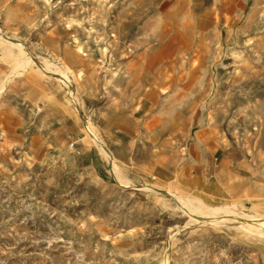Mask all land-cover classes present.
Wrapping results in <instances>:
<instances>
[{
  "label": "rangeland",
  "instance_id": "374dc122",
  "mask_svg": "<svg viewBox=\"0 0 264 264\" xmlns=\"http://www.w3.org/2000/svg\"><path fill=\"white\" fill-rule=\"evenodd\" d=\"M0 36V264H264L177 207L264 218V0H0Z\"/></svg>",
  "mask_w": 264,
  "mask_h": 264
},
{
  "label": "bare ground",
  "instance_id": "6f19581e",
  "mask_svg": "<svg viewBox=\"0 0 264 264\" xmlns=\"http://www.w3.org/2000/svg\"><path fill=\"white\" fill-rule=\"evenodd\" d=\"M1 40H2V42L4 41V43H5V50H4L5 54H4V56L10 55V53H12L10 50L13 47L16 48V50L18 51L19 54L22 55L24 53L22 50L23 47H22L21 42H19V41L10 42V41H8V40H6L0 36V41ZM24 61H25V64L31 63L30 60L25 59ZM44 62H45L44 64H45L46 68L51 69V67H52L51 62L49 63L46 60H44ZM25 64H23V66ZM18 65H19V63H18ZM20 66H22V65L20 64ZM61 70H63L62 67H61ZM61 70L58 69L57 67L55 68V71H57L59 73V76H60L59 81L62 84L64 83V84L68 85L69 77L65 71H61ZM72 100H73V102L75 101L74 99H72ZM84 127L88 133V136L98 146L102 155L104 157L110 159V157L106 153L105 149L100 145L99 138L96 136V134L93 133V131H91V129L89 128L87 123L85 124ZM109 167H110V169L109 168L108 169H109L110 173L112 175H114L121 184L122 183H128V182H124L122 180V178L119 176V169H118V167H117V165L113 159L109 160ZM124 179H125V177H124ZM124 185L128 186L126 184H124ZM147 188L149 190L154 191L153 187H151V186H148ZM165 193H168V192H165ZM177 199H178V203H179L177 207L179 209H181L182 212L185 213L186 215H188L190 218H192L193 220L198 221L200 223H216L218 221H223L229 217H230V219L231 218L242 219V217H245L247 223L244 222V224L241 227L249 229V230L260 231L261 232L260 234H262V231L264 232V218H262L263 216L259 217V216H256L254 214H244L243 212L238 213L237 211H235V205H224L222 207L209 208V207L202 205L201 202H199L198 200H194V199H190V198L183 199L181 197H177Z\"/></svg>",
  "mask_w": 264,
  "mask_h": 264
},
{
  "label": "crops",
  "instance_id": "0c3cea01",
  "mask_svg": "<svg viewBox=\"0 0 264 264\" xmlns=\"http://www.w3.org/2000/svg\"><path fill=\"white\" fill-rule=\"evenodd\" d=\"M105 151H106V150H105ZM106 153L108 154V152H107V151H106ZM109 157H110V156H109ZM110 159H113V158H111V157H110ZM113 160H114V159H113Z\"/></svg>",
  "mask_w": 264,
  "mask_h": 264
}]
</instances>
